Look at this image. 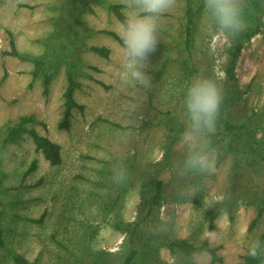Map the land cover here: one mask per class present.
I'll return each instance as SVG.
<instances>
[{"label":"rangeland","instance_id":"374dc122","mask_svg":"<svg viewBox=\"0 0 264 264\" xmlns=\"http://www.w3.org/2000/svg\"><path fill=\"white\" fill-rule=\"evenodd\" d=\"M63 1L0 0V78L6 73L0 84V137L6 124L33 115V128L59 146L61 158L60 164L49 165L27 135L7 147L0 164V264H15L14 254L29 264H99L98 252L112 254L109 260L118 264L129 238L115 224L137 220L146 177L158 169L155 163L165 153H173L176 163L186 157V146L172 144L167 130L171 119L186 126L182 116L176 119L170 113H180L188 78L197 72L190 73L193 66L181 51L183 0L161 20V42L150 57V89H133L128 83L122 45L104 32L120 37L118 21L106 5L88 2L90 9L77 10L64 22ZM103 1L121 5L120 0ZM6 32L18 51L55 58L57 68L46 95L41 79H32L31 62L2 55L8 49ZM87 46L106 47L108 56ZM228 46V37L208 29L202 8L194 30V63L198 73L223 89ZM68 63L80 83L73 96L83 109L72 112L67 129H58ZM231 92L217 124L222 117L245 123L256 139L264 140V17L239 54ZM33 159L35 169L23 177ZM118 162L127 168V179L119 184L112 179ZM185 177L181 194L168 191L161 204V227L174 238L207 240L221 259L214 264H239L260 231H248L255 210L245 193L246 170L230 153L215 150L210 173ZM37 181L39 185L30 187ZM151 263L210 264V258L201 253L187 259L161 247L157 260L135 264Z\"/></svg>","mask_w":264,"mask_h":264},{"label":"trees","instance_id":"16d2710c","mask_svg":"<svg viewBox=\"0 0 264 264\" xmlns=\"http://www.w3.org/2000/svg\"><path fill=\"white\" fill-rule=\"evenodd\" d=\"M88 2L92 4H104L107 9L113 14L117 21L124 19V14L120 4L105 3L103 0H64V12L60 14V20L65 22V18L72 16L77 10L90 9ZM203 8V0H183L182 17L180 21V40L181 51L185 55L187 61L192 64V74L187 81L184 90L196 77H203L196 67L193 59V40L196 22L201 9ZM78 12H76V16ZM264 17V0H248V5L245 12L246 28L235 36H228L229 46L227 49L226 63L224 67L225 75V100L232 97L231 87L235 81V67L239 54L244 45L258 33L261 20ZM72 18H75L73 16ZM109 36L113 37L119 44L122 45L121 38L111 32L104 31ZM7 33L8 49L2 52V55L14 57L20 61H29L32 63L31 76L32 79L40 78L43 87V94L46 95L48 88L55 74L57 65L56 60L52 56H32L18 51L13 36L10 32ZM87 49L101 57H107L109 50L103 46H87ZM72 63L67 64L66 70V87L63 91V112L62 117L57 123L58 129H67L70 125L72 112L83 109V105L76 102L74 99V91L79 89L80 83L75 78L74 67ZM6 77L5 71L0 78V84ZM229 87V88H228ZM171 117L178 119L179 115L186 120L185 107L180 113L171 111ZM169 114V115H170ZM173 120V119H171ZM169 121L167 125L170 141L175 144L181 141L182 133L185 129L184 124H178L177 121ZM36 122L33 115H22L16 121L8 123L3 128V133L0 137V164L1 158L6 152L9 145L16 143L24 135L31 138L34 144L35 152L42 154L43 158L51 166L60 164L61 158L59 146L50 141L48 138L40 135L33 128ZM187 123V120H186ZM212 147L216 151L228 152L233 156L236 165L246 170L248 182L246 183L245 193L248 195L251 204L254 207L255 214L248 226V231L251 232L255 228H260L257 239L264 243V140L256 139L251 127L245 123H233L229 119L222 117L216 125V131L211 136ZM171 152V147H169ZM173 153H165L161 162L155 163L156 169L153 174H149L144 184L143 190L145 194L139 206L138 218L136 221L123 222L119 221L115 224V228L128 235L127 245L124 247L123 254H119L118 264H135L139 260H148L158 258V250L165 247L172 254L176 253L184 258H191L193 255L205 253L209 255L210 264L221 261L217 255V247L209 245L207 240L195 242L191 238H174L169 236L167 231L161 227L158 218V212L161 204L168 198L167 192L172 191L177 196L181 194L183 186L187 184L188 178L181 175L179 166L185 159L182 158L179 163L172 162ZM161 165V169L160 166ZM36 167V160L33 159L23 173V177L29 175ZM146 170V169H145ZM249 178L251 180H249ZM2 175L0 172V185ZM40 181L30 185L34 187L39 185ZM1 191V190H0ZM182 196V195H181ZM215 212V211H214ZM213 210L211 211L214 214ZM229 216H233V210L228 209ZM0 211V215H1ZM3 246V232L0 222V248ZM99 264H114L109 260L112 254L107 252H98L95 254ZM15 264H29V262L18 254L13 255ZM156 263H159L157 261ZM153 264V263H151ZM239 264H264V258L252 259L248 255V251L242 256Z\"/></svg>","mask_w":264,"mask_h":264},{"label":"clouds","instance_id":"9594fccd","mask_svg":"<svg viewBox=\"0 0 264 264\" xmlns=\"http://www.w3.org/2000/svg\"><path fill=\"white\" fill-rule=\"evenodd\" d=\"M124 19L117 22L122 41L124 65L128 83L133 89H150L152 77L151 55L160 40L163 16L178 6V0H120ZM248 0H203L205 23L220 37L235 36L246 28L245 12ZM225 100L223 86L207 77H196L186 89L184 107L186 126L181 142L186 146V157L181 175L207 174L213 170L215 149L211 136L216 131L221 106ZM113 182L127 179L123 162L113 165ZM248 255L252 259L264 258V243H250Z\"/></svg>","mask_w":264,"mask_h":264}]
</instances>
